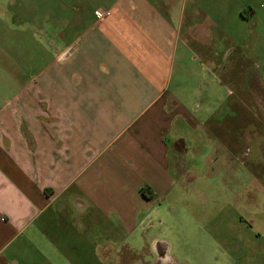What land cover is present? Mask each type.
<instances>
[{"label": "crops", "instance_id": "1", "mask_svg": "<svg viewBox=\"0 0 264 264\" xmlns=\"http://www.w3.org/2000/svg\"><path fill=\"white\" fill-rule=\"evenodd\" d=\"M262 19L264 0H0V264H105L147 240ZM13 37L34 48L18 70ZM251 228L264 264V211Z\"/></svg>", "mask_w": 264, "mask_h": 264}, {"label": "rangeland", "instance_id": "2", "mask_svg": "<svg viewBox=\"0 0 264 264\" xmlns=\"http://www.w3.org/2000/svg\"><path fill=\"white\" fill-rule=\"evenodd\" d=\"M249 28L245 71L220 73L219 112L185 140L189 182L157 204L147 240L114 249L105 264H247V227L256 232L264 211V19ZM24 38L13 37L17 70L20 43L34 49Z\"/></svg>", "mask_w": 264, "mask_h": 264}, {"label": "trees", "instance_id": "3", "mask_svg": "<svg viewBox=\"0 0 264 264\" xmlns=\"http://www.w3.org/2000/svg\"><path fill=\"white\" fill-rule=\"evenodd\" d=\"M141 192L146 198H148V199H152L153 198V193L151 192V190H150V188L148 186L143 187L141 189Z\"/></svg>", "mask_w": 264, "mask_h": 264}, {"label": "flooded vegetation", "instance_id": "4", "mask_svg": "<svg viewBox=\"0 0 264 264\" xmlns=\"http://www.w3.org/2000/svg\"><path fill=\"white\" fill-rule=\"evenodd\" d=\"M159 257H160V260H162V261H165L166 260V258H165L166 257V254L163 251L161 252V254H160Z\"/></svg>", "mask_w": 264, "mask_h": 264}]
</instances>
